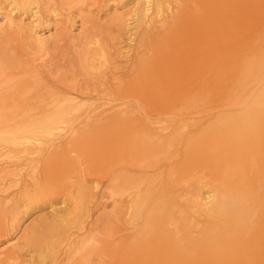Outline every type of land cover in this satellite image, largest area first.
Here are the masks:
<instances>
[{
	"label": "bare ground",
	"instance_id": "bare-ground-1",
	"mask_svg": "<svg viewBox=\"0 0 264 264\" xmlns=\"http://www.w3.org/2000/svg\"><path fill=\"white\" fill-rule=\"evenodd\" d=\"M105 1L115 0H0V71L14 74L9 83L0 77V157L23 151L37 170L43 151L37 135L67 125L83 143L78 149L93 152L99 163L80 171L68 157L58 185L38 194L62 193L84 207L92 188L84 171L96 176L106 167L105 187L120 196L105 232L97 227L88 237L63 238L52 248L51 264L78 251L76 264H264V0H138L132 22L118 13L110 21L118 35L131 24L125 40L139 34L124 72L110 64L118 50L107 51L100 38L96 46L87 41L92 32L87 40L72 37L76 60L83 68L100 57L114 70L82 82L71 81L76 71L71 79L49 77L34 54L49 48L52 36L14 13L32 11L43 21L74 10L68 19L85 26L83 13ZM64 138L47 140L48 149ZM33 140L39 143L25 145ZM51 156L44 169L55 176L61 167ZM12 162L0 166L4 192L24 168ZM70 171L79 176L64 180ZM31 178L38 182V172ZM18 202L0 201V216L9 213L11 225ZM8 223L0 222V239ZM4 252L0 264L21 263L14 249Z\"/></svg>",
	"mask_w": 264,
	"mask_h": 264
},
{
	"label": "rangeland",
	"instance_id": "rangeland-1",
	"mask_svg": "<svg viewBox=\"0 0 264 264\" xmlns=\"http://www.w3.org/2000/svg\"><path fill=\"white\" fill-rule=\"evenodd\" d=\"M137 2L138 0H115L112 2L105 1L104 3H102V6L96 7L92 11L86 10L83 14L87 18V25L88 24H89L88 26H90V24L92 25L90 27H88L87 25L85 26L81 25V26L84 29L86 27L90 28L89 29L90 32L87 30L88 28L85 30L81 28L80 26L81 22L80 20H78V18L77 19L74 18V21H72L73 19L71 20L68 19L69 16H74L78 12L74 10L71 12H68L66 10L62 14H57V16L55 15H51V17L46 16L45 20L43 21H40L39 18H37L34 15V13L32 14V11L26 13L22 10L19 12H15L16 14L14 13V15L15 16L20 15V18H22L23 22L25 23H29L30 21H32L33 22L32 24H35V26L37 23L38 25L36 26V28L43 29L45 33L44 36L45 35L48 37L52 36L51 37L52 39L50 38L51 40H49L50 43L49 48H44V50L41 51L35 49L36 54H34L37 56V62L42 63L41 65H44L43 67L44 72L45 73L47 72L46 74H48L49 77L54 78L57 75L59 77L61 76L65 77L64 75H62L64 73L65 75H67V77H70L71 79L72 77L71 73L72 72L74 73L76 71L75 74L76 76L73 74L74 78H72L71 81L80 80L82 82L83 80H85L84 78L86 77H102V76L105 77V74H109L110 71L114 70L110 64H112V66L115 65L116 67H118L119 70L118 69L116 70H118L119 73L125 71L126 67L130 63L129 61L130 56L127 55L132 54V50L135 49L136 47L135 44L139 36L138 33L136 35L132 33L133 36L132 42H130L129 40H125L126 38L125 39L123 38L130 35L131 32L133 31V29L131 31V24H129L128 26L127 24L134 20L133 17L134 11H132V9L134 10L137 7L136 6ZM9 6L10 5H8V7ZM117 13L118 15H122V16L124 15V19H126L125 23H127L126 26H124V30L123 31L121 30L122 32L119 33L120 35H118L116 28L112 25V22L110 23V21L115 16H117ZM64 26H66V28ZM87 31L88 33H86ZM114 31H116V33H114ZM92 32L94 36L91 39L86 37L87 34L88 36L91 37ZM78 33L81 34L79 35ZM56 35L60 39L59 42H56L57 45L54 43V39H53V37L54 38L57 37ZM74 35L76 37H82L85 40H87L86 38H88L87 41L94 44V46H96L97 44L94 41H98V43L100 44V41L102 40L101 42H103L102 44L106 47L107 51L115 54L114 51L118 50V53H116L115 56L111 55L112 60L110 64H107L106 61H104L102 58L99 57L94 61H92V63H87L86 65H84L83 68H81L82 62L79 61V58L78 60H76L78 55L76 53V51H78V42H77L78 39L76 38L75 41L74 38H72ZM97 38H100V41ZM85 40L82 39V41ZM74 47H77V49ZM55 64L58 66H55ZM60 64L63 65V66L61 65L62 68L59 67ZM50 65L54 66V68H51ZM56 67H59V69L61 68L60 69L61 71H59L61 73L57 72L58 68ZM53 74H55L56 76ZM1 76H4L3 79L6 80L7 83H9L10 79L8 77H14V74L13 72L10 71L9 68L7 69L5 68L3 69V73L0 71V77ZM20 76L21 75H19V77ZM15 77L18 76L15 75ZM26 92L27 90L25 89V93ZM184 93L185 92L182 91L180 94L184 95ZM73 134L74 132L67 125H64L62 128H59L55 133L38 134L37 138H39V140L41 139L39 142H43L41 145L43 151L41 152L40 155L41 159H37L40 160V162L37 161L40 165L37 168V170H34L31 166L30 158L32 156L23 151H19L18 155H14V153H4L0 157V158H4L0 166H2L4 163L8 165L10 161L12 162V159L15 163H19L20 165L24 166L22 175L15 176L13 178L14 181L10 183V185L12 184L13 185L8 188L7 187L9 186L8 184L6 186L7 190L5 192L0 190V201L3 200V202L6 205L7 203L8 205H11L10 202L13 199L17 198L19 200L18 208L20 209L18 212H16L18 214L17 215L18 223L17 221L12 223V225L15 226L14 230H13V226L11 225V219L8 216L9 213L6 215V212H3V215L1 214L0 216V222L2 221L10 222L6 226L7 230L5 231V233H3L5 236L2 239H0V251L5 250L4 253H6L7 251H10V249L11 250L14 249V252L17 255H19L17 260L21 262L20 264H51L52 262L50 260L52 256L51 252L53 251L52 248L54 247L55 243L57 242L61 243L62 239L65 237L70 238L72 240L81 237H88V235L97 232V231H93L91 233L90 229L97 227L103 228L105 224L107 226L111 225V223L110 224L108 223L111 222V220L109 219L106 222V218L108 215H112L114 213L115 204L117 203L116 200H118L120 196L119 194H116L117 196L115 194L113 195L111 189L105 187V185L108 183V176H109L107 172L109 171V169L106 171V167L104 169H101L100 172L98 171L99 174L96 176L95 175L89 176L86 173L87 171L86 172L84 171L85 178L87 179L86 186L89 185L92 187L91 189H89L88 195L84 196L83 198L85 199L84 202H81L82 204L84 203L83 204L84 207H82V205L79 204L77 205L72 204V202L68 199V197L64 196L62 193H58L56 194V196L53 197H42L38 194L39 188L43 189L44 186L55 187L58 185V183H56L55 181L56 175L57 177H59L58 172H61L62 169H64L62 165L65 163V160L68 157H75L76 162L71 163V166L75 164L80 169V171H83L86 168V166L90 165V163L93 164L99 163L97 158L93 159L91 157L93 152L92 153L91 151L87 152L84 149L83 150L81 149L80 151L78 149L82 147L83 143H81V141L78 139L79 138L78 135H73ZM60 135H65L64 139L57 140L59 143L63 142L62 143L63 145L55 148L50 147V149H48L49 144H47L48 142L47 140L50 139V141L52 142L55 138H57ZM36 142H37L36 140L28 141L26 142L25 145L28 147H34L39 143ZM53 149L56 150L52 152ZM58 149H60V152L56 153ZM3 151L6 150L3 149ZM50 155H52L51 159L58 160L57 162L60 163L58 166L59 168L61 167L59 170H56L55 176L53 171L52 173H50L49 170L47 169V172H45L44 169V167H47L44 164L46 162L44 160L45 158L50 157ZM13 156H15V158H11ZM52 163L53 162H49V164ZM33 172L35 173L38 172V177H39L38 182H36L37 180L33 181L34 179L31 178V174ZM77 175L78 174L75 171H70L68 173V176L64 180H67L68 177L69 180L73 179ZM99 175L102 178L99 177ZM7 181H9V178L7 179ZM100 181L102 182L100 183ZM99 183L102 185L101 188H99ZM23 194L31 195L33 198L29 200L26 199L22 200L20 198L24 196ZM74 194L77 195L79 198H82V195L80 194L79 191L76 190ZM75 207H77V209H75ZM86 207L87 209H84ZM102 216H105V220L102 219L103 221H99L97 218L99 217L102 218ZM96 220L98 221V223ZM95 223L101 226L98 225L96 226ZM82 224L84 228L79 229L77 226L78 225L82 226ZM103 232H105L104 228L101 229V233ZM82 253L81 251H78L77 256L74 257L72 255L67 256L66 254L61 255L60 261L62 264H64L65 262H69V260L72 259L73 260L72 262L76 264L78 262L77 260L80 259Z\"/></svg>",
	"mask_w": 264,
	"mask_h": 264
}]
</instances>
